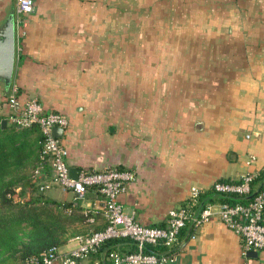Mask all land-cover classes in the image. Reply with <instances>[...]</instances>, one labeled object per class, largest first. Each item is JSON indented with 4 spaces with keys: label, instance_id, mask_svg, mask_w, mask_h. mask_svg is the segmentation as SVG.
<instances>
[{
    "label": "crops",
    "instance_id": "crops-1",
    "mask_svg": "<svg viewBox=\"0 0 264 264\" xmlns=\"http://www.w3.org/2000/svg\"><path fill=\"white\" fill-rule=\"evenodd\" d=\"M126 2L34 0L24 27L16 0H0V25L13 11L12 84L20 99L35 97L68 119L61 142L69 168L133 171L135 180L119 196L124 211L163 227L191 188L203 192L218 179L264 168V0H135L149 8L138 18L147 27L135 31L116 27L126 20ZM8 93L0 82L4 119ZM42 177L51 185L45 198L71 210L73 194L52 181L50 162ZM103 202L89 188L74 211ZM104 222L99 217L92 228ZM241 245L212 219L181 231L168 264H264V250L250 257ZM98 261L91 254L86 264Z\"/></svg>",
    "mask_w": 264,
    "mask_h": 264
},
{
    "label": "built area",
    "instance_id": "built-area-1",
    "mask_svg": "<svg viewBox=\"0 0 264 264\" xmlns=\"http://www.w3.org/2000/svg\"><path fill=\"white\" fill-rule=\"evenodd\" d=\"M15 9L19 23L25 27L24 19L33 12L34 0H16ZM8 92L9 112L6 121L19 128H38L42 135L41 159L50 162L53 169L52 181L72 192L73 206L79 204L89 188H95L104 198L103 206L95 207L101 210L100 214L106 222L104 228L87 235H76L71 240L76 245L69 250L54 245L38 255H31L26 259V264H86V259L97 253L102 244L112 238L130 239L136 244V251L110 250L103 257L107 264H168L178 252L182 229L191 223L194 230L216 218L240 238L244 254L250 250H264V187L259 188L260 181L254 183L261 170L242 174L238 178L239 182L216 180L212 184L216 193L237 196L245 199L244 201L232 203L214 200L196 213L192 207L198 204L201 191L193 187L184 204L168 211L165 226H147L128 215L119 201L120 194L135 180L133 171L112 167L101 171L83 170L78 173L77 178L71 177L66 162L68 151L61 138L52 135L54 127L63 130L68 127L67 117L60 112L45 111L35 97L21 100L18 87L14 84H11ZM253 160L250 157L247 163ZM42 168L43 165L39 164L36 172L40 173ZM48 186L49 184L45 185ZM90 210L84 208L81 212L87 213ZM89 222L93 223L94 219L90 218ZM118 224L122 227H118ZM190 234L194 238V233ZM145 245L162 246L163 250L148 254L144 251Z\"/></svg>",
    "mask_w": 264,
    "mask_h": 264
},
{
    "label": "trees",
    "instance_id": "trees-1",
    "mask_svg": "<svg viewBox=\"0 0 264 264\" xmlns=\"http://www.w3.org/2000/svg\"><path fill=\"white\" fill-rule=\"evenodd\" d=\"M3 119L0 117V258L5 257L6 260L19 255L20 264H26V259L29 256L38 255L51 246L65 243L66 239L62 242V237H66L69 233L72 234L70 230L72 228L75 230L73 225L88 226L81 233L76 232L71 236L87 235L104 228L106 222L98 228H92L94 224L89 222L90 218L96 221L102 217L100 209L93 207L87 213H79L74 211L78 207L77 205L72 206V212L67 215H63L60 210L56 214L52 213L50 209L53 207L70 208L71 204L65 203L59 206L55 201L45 198L39 187L30 178L20 179L14 174L18 168L34 159L38 161V165H43V168L49 161L41 159L42 135L36 126L19 128L6 124V127L2 128L1 121ZM40 173L42 174V169ZM218 181L239 182L240 179L221 178ZM258 181H260L259 188H263L264 168L254 183ZM17 187H19L18 191H16ZM16 198L18 199L16 200ZM214 200L234 203L245 199L220 195L211 186L199 194L198 204L192 208L197 213L201 207ZM23 225L30 226L33 233V237L26 243L21 242L20 236L16 232ZM184 229L191 230V223ZM124 242L130 246V249L125 252L136 251V244L130 239L112 238L105 241L97 251L99 263L107 264L103 259L104 254L110 250H116L117 244ZM162 250V246L145 245L144 247V251L148 254L159 253Z\"/></svg>",
    "mask_w": 264,
    "mask_h": 264
},
{
    "label": "rangeland",
    "instance_id": "rangeland-1",
    "mask_svg": "<svg viewBox=\"0 0 264 264\" xmlns=\"http://www.w3.org/2000/svg\"><path fill=\"white\" fill-rule=\"evenodd\" d=\"M134 2H135V0H127L125 5H121V6L125 7L126 11H123L121 13H124L123 15L126 16V20L125 21L121 20L120 23L118 22L116 27L118 25L123 26L126 24L128 29H131L134 31L138 30L140 28L145 29L147 27V25H146L147 23L144 22L142 24L140 21H138V18L141 17V19H142V18L147 17L149 14V8L144 7L145 9H141ZM112 23H113V21H112ZM112 27H114V26L112 25ZM37 169H38V161L36 159H34L32 161L27 162L23 167L18 168L14 174L19 176L20 179L30 178L33 182H35L34 184L39 187V190L41 191L42 195L44 196V193H46L47 189L50 188L51 185L49 184V180H46L45 178L42 177L41 173L36 172ZM46 184H49V186L45 187ZM18 190H19V187L16 188V191H18ZM17 199L18 198H16V200ZM56 203L59 204V206H62L66 202H56ZM50 210L52 213H55V214L57 213L58 210H60L63 215H67V214H70L72 212V210L67 209L63 206L62 207H53ZM77 212H79V211H77ZM75 226L76 225H73L75 230H73V228L70 230L72 232V234H76V232L81 233L83 230H85V229H83V227L86 228L85 225L84 226L77 225L76 227ZM16 232L20 236V240L22 243L29 242V240L33 237L32 229L28 225L21 226L20 228H18L16 230ZM72 234L69 233L66 237H62V242H64V239H66L65 240L66 242L71 241L76 236V235L71 236ZM63 245H64V243L58 244L57 246H63ZM17 254H19V253H17ZM18 256L19 255H15V256H13L9 259H6V260H5V257L4 258L1 257L0 258V264H20V262H19L20 260H19Z\"/></svg>",
    "mask_w": 264,
    "mask_h": 264
},
{
    "label": "water",
    "instance_id": "water-1",
    "mask_svg": "<svg viewBox=\"0 0 264 264\" xmlns=\"http://www.w3.org/2000/svg\"><path fill=\"white\" fill-rule=\"evenodd\" d=\"M16 63V35H15V21L14 12L8 13L4 21L0 25V82L3 83L4 88L9 90ZM7 124L6 119L1 121L2 128H5ZM63 128L54 127L52 129V135L61 138L63 135ZM78 170L74 168L69 169V175L73 178H77ZM122 227L121 224L117 225ZM258 253L256 251H247L246 256L256 257Z\"/></svg>",
    "mask_w": 264,
    "mask_h": 264
}]
</instances>
